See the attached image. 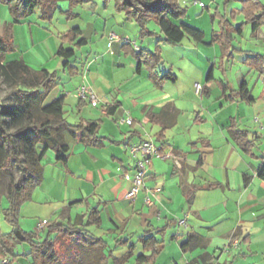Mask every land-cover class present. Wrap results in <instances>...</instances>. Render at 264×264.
I'll list each match as a JSON object with an SVG mask.
<instances>
[{
  "label": "crops",
  "instance_id": "0c3cea01",
  "mask_svg": "<svg viewBox=\"0 0 264 264\" xmlns=\"http://www.w3.org/2000/svg\"><path fill=\"white\" fill-rule=\"evenodd\" d=\"M173 23L179 26L177 22ZM118 35L124 37L123 34ZM159 38L168 39L162 35ZM204 42L213 48L211 39ZM106 44L108 46V40ZM165 45H160L162 53ZM116 48L120 50L118 56L123 57L119 67H124L123 61H129L133 66L131 79L125 83H129L127 87L119 83L109 89L98 81L95 87L90 86L85 68L74 66L71 60V65L81 76L79 84L72 92L61 87L55 89L56 99L66 96L64 118L73 125L69 122L67 108L74 112L77 106L88 105V102L79 99L78 89L81 85L90 86L100 98L101 105L94 108L89 104L80 108L78 114L86 121H101L103 143L88 146L80 141V134L72 137L65 131L64 140L70 146L69 160L64 165L54 158L48 163L52 166L51 170L48 169L50 165H43V181L31 200L41 206L53 207L50 215L54 217L22 221L23 228L44 238L46 233L40 230V223L63 220L60 215L64 209H69L70 217L65 218V222H74L78 215H87L90 209H98L101 225L86 229L89 235L102 238L107 243L104 252L97 251L106 255V264H115L114 259L128 253L132 245L135 247L134 256L126 264H137L136 258L140 254L149 255L139 242L147 231H153L157 239L165 242V248L155 264H264V228H256L257 223L264 222V181L258 177V170L264 165V155L255 154L256 146L254 157L245 153L233 135L235 132H247L248 139H253L255 145L263 140V134H258L254 128L261 123V117L264 120V92L259 98L251 94L249 102L242 101L241 104L247 105L243 116L237 122L231 117L233 120L228 124V121L218 117L217 112L229 104L238 103L240 99L228 101L226 96L239 86L235 88L229 80L215 76L214 58L204 56L205 63L200 64L199 58L195 65L203 70L210 67L209 72L213 69V79H208L209 72L206 78H202L191 71L183 83L181 76L175 72L174 63L168 65L166 60H162L151 72V66L139 64L136 57L125 56L124 53L129 54L134 49L130 44L115 42L98 58L103 60L107 54L116 53ZM15 49L16 46L13 53ZM139 49L152 53L151 47L140 46ZM194 50L200 56L203 48L198 44L192 48ZM95 61H90V64ZM241 65L235 78L239 85L243 80L248 82L247 73L253 68L244 60ZM258 72L261 82L264 72ZM167 73L175 76L176 80L161 81L160 78ZM219 82L227 86L226 95ZM197 85L202 86L200 93L195 90ZM112 104L118 107L113 116H108L106 109ZM188 116L193 120L190 118L186 122ZM251 116H254L253 121ZM124 119H131L132 125H122L120 121ZM164 126L170 127L164 131L161 141L159 134ZM144 140L164 145L166 152L179 156L181 167L170 160L154 159L147 174L146 189L131 202L127 199L130 183L123 177L124 173L132 172L127 146ZM237 149L251 157L250 168L247 164L240 170L229 167L231 157H239ZM156 188H161L162 192L151 196L153 204L149 205L147 191ZM254 210L257 212L254 213ZM181 213L183 217L178 218ZM87 219L84 218V222ZM181 221L185 224L180 226ZM1 231L7 234L11 227ZM191 234L197 236L202 246L184 251L181 245ZM22 247L16 254H29L30 248L27 245ZM89 251L74 241L67 248L68 256L65 255L62 263L95 264ZM14 264H33V260L31 257H20Z\"/></svg>",
  "mask_w": 264,
  "mask_h": 264
},
{
  "label": "trees",
  "instance_id": "16d2710c",
  "mask_svg": "<svg viewBox=\"0 0 264 264\" xmlns=\"http://www.w3.org/2000/svg\"><path fill=\"white\" fill-rule=\"evenodd\" d=\"M60 1H70L72 5L87 4L95 0H0L6 5L13 15L14 22L0 24V87L10 88V95L17 99V106L7 107L0 103V183L3 181L4 172H12L14 163L20 170L18 180L11 181L7 188V199L9 206L2 211L5 222L11 227V231L3 234L0 229V264H14L20 257H31L33 264H63L67 248L76 241L82 247L88 248L89 255L95 264H106V255L98 253L107 248V243L102 238L89 235L88 226L101 225V213L98 209H90L87 215H78L74 222L67 221L69 209L66 208L60 215L61 221H46L41 231L46 233L42 238L40 234L26 231L20 222L22 206L32 200L34 191L43 181L42 162L49 151L55 154V160L64 165L69 160L70 146L64 140V133L68 131L72 137L80 134V141L88 146H99L103 143L100 136L101 121H86L80 119L76 124H69L64 118L66 96L45 104V100L55 89L59 87L60 78L57 72L47 69H34L23 59L8 61L7 56L13 53L14 26L24 18L32 14L36 8L40 9L42 20L51 22ZM239 2L240 9L232 12V18L243 15L245 24L253 25L254 33L264 24V3L262 0H226ZM120 10L126 11L129 20H135L141 27V32L147 35H155L147 30L149 21L162 23L163 21L170 29L179 28L189 38L198 43H204L205 33L190 28L185 24L175 25L173 21L186 17L187 11L180 5V0H123L117 5ZM227 16L222 17L221 31L214 32L211 44H219L226 52L231 49L234 32L237 31L234 24ZM167 28V26H166ZM82 29L76 27L62 35V44L56 56L63 60L64 70H68L71 76L79 75L77 68L71 65V60L76 56V49L88 44L87 39L82 37ZM161 42L175 45L178 43L173 39L160 40ZM64 43H70L72 47H64ZM139 60L151 66L154 72L162 62V51L160 45L154 53H146L142 50H130ZM252 59L254 61L249 62ZM246 64L257 71L264 72V56L255 55L245 60ZM154 76V74H153ZM160 78V77H159ZM161 81H175L172 74H164ZM208 79H213V69L209 72ZM224 95L227 86L219 82ZM251 89L248 82L243 80L236 91L226 96L228 101L240 99L249 102ZM118 105L112 104L107 107L106 114L113 116ZM170 126H164L159 134V139L164 137V131ZM237 144L247 153L253 154L255 141L248 139L247 132L234 133ZM162 145V144H161ZM164 146V145H163ZM264 158V157H263ZM258 177L264 181V165L258 170ZM5 197L0 192V201ZM76 203V202H75ZM73 204H70L71 207ZM84 218H88L84 222ZM147 231L139 240L145 252L149 255L140 254L136 258L137 264H155L157 258L165 248V242L159 240ZM55 235V238L51 236ZM73 241L70 245L69 242ZM126 243V242H125ZM27 245L29 254H16L20 246ZM87 245V246H86ZM197 236L191 234L185 243L181 245L184 251L201 247ZM135 247L121 258L114 259L115 264H126L134 256ZM68 256V254H67ZM8 261V263H4Z\"/></svg>",
  "mask_w": 264,
  "mask_h": 264
},
{
  "label": "rangeland",
  "instance_id": "374dc122",
  "mask_svg": "<svg viewBox=\"0 0 264 264\" xmlns=\"http://www.w3.org/2000/svg\"><path fill=\"white\" fill-rule=\"evenodd\" d=\"M122 2L123 0H95L87 4L72 5L70 1H60L51 22L42 20L40 18V9L36 8L32 14L24 18L19 24H15L14 43L16 49L13 54L7 56V60L13 61L23 58L24 61L34 69L38 67L39 69H49L52 72H57L61 82V86L59 85V87L65 91L72 92L79 84L81 76L76 75L73 77L68 73V70L65 71L63 69V60L57 57L56 53L62 44L60 37L76 27L82 29V37L87 39L88 44L80 48H75L76 56L72 59L73 65L85 68V72L88 74L87 83L94 87L97 81L109 89L113 87V85L115 86V84H125L131 79L133 73V66L129 61H123L125 64L124 67H119V62H121V58L123 57L118 56L120 50L117 48L115 50L116 53L107 54L105 59L102 60V58H98L102 52L106 53L107 51L108 46L106 41L108 40L111 30L118 34H123L125 38H129L130 41L136 42L139 47L141 46L146 49L151 47L152 53L155 52L158 45L164 44L160 41V35H162L163 38H170L177 41L178 43L175 45L168 43L165 45V51L162 53V60H166L168 65L174 63L175 72L177 75L181 76L183 83L189 74L188 72L191 71L195 72L194 75L196 76L206 78L210 67L203 70L202 68L197 69L195 65L199 58L200 64L205 63V61H203L204 56L207 57L209 55L214 58L215 76L218 79L229 80L236 88L239 86V82L235 79L238 73L236 71L242 66V61L244 60L245 62L249 56H264V24L256 33H254L253 25L250 24H245L240 28V25L244 22L243 15L237 16L236 20L232 18V12H236V9L241 8L239 2L232 1L226 5V0H180V5L187 11V14L185 18L175 20L179 25L185 24L190 28L204 32L206 34L205 39L210 40L214 32L221 31L222 17L226 15L228 19H232L231 21L237 29L233 35L231 49L227 52L219 44H214L215 47L213 46V48H211L212 46L205 42L198 43L185 35L179 28L170 29L164 21L162 23H158L154 20L149 21L146 24V28L155 35L143 34L139 24L135 20H129L126 11L118 8L117 5L122 4ZM262 2L264 3V0H262ZM202 4L204 7L201 6ZM11 22H14L13 15L9 8L0 2V24L4 25ZM118 44L121 45V43ZM198 44L203 48V50L200 51V56H197L195 50L192 51V48ZM64 45L66 48L72 47L70 43H64ZM121 50L123 49L121 48ZM124 54L125 56L135 57L131 52L129 54ZM92 60L96 61L90 64ZM252 61L254 60H249V62ZM144 70L148 71L147 69ZM250 71L247 73L246 80L250 83L249 86L252 90V96L259 98L264 92V84L262 81L259 82L260 74L257 70L254 71L252 68V71ZM127 84L129 85V83ZM127 84L123 86L127 87ZM117 85L115 87H117ZM56 95L57 91L54 90V92H51L45 100V104H50L55 100ZM237 102V104H229L221 108L217 112L218 117L224 121H228V124L233 119L235 122L240 120V116H243L247 105L244 103L241 104L242 101L240 100ZM0 103L7 107L17 106V99L13 95H10V88L6 86L0 87ZM87 106H89V104L82 107L86 108ZM82 107L77 106L74 112H71L69 107L67 108V115L69 116L70 123L74 124L79 121L80 114H78V111ZM192 115L195 116L194 113H192ZM231 117L233 119H230ZM190 118L191 117L188 116L185 121H190ZM250 119L253 121L254 116H251ZM192 120L193 118H191V121ZM260 121L261 123L254 128L258 134H263V140L257 142L255 145L256 148L254 152L257 156L264 155V120L262 117ZM249 125H251V123ZM249 125L244 124V126L247 127H249ZM253 136L254 135H251V137ZM237 150L239 157L232 156L228 164L229 167H237V169L240 170L241 167L247 164V167L250 168L249 163L252 161L251 157L242 153L239 149ZM54 158L55 154L53 151H49L42 165L48 167L50 165L48 163L53 161ZM51 168L52 166L50 165L48 169L51 170ZM19 175L20 170L15 163L12 172L3 173V181L0 183V192L5 196L2 201H0V228L2 230L9 228V225L5 222L2 215V211L9 206V201L6 197L7 188L11 181L18 180ZM41 199H43V195ZM51 208L47 205L41 206L40 203L35 201H29L21 208L20 222H28L31 218H42L41 220H43V218H53L54 216L50 215ZM217 210L222 209H216V211ZM257 210H254V213H256ZM182 215L183 213H181L178 218H182ZM263 225L264 222H259L256 224V228H264ZM22 249V246L18 248V250Z\"/></svg>",
  "mask_w": 264,
  "mask_h": 264
},
{
  "label": "built area",
  "instance_id": "2783aa9c",
  "mask_svg": "<svg viewBox=\"0 0 264 264\" xmlns=\"http://www.w3.org/2000/svg\"><path fill=\"white\" fill-rule=\"evenodd\" d=\"M201 6L204 7L203 4ZM115 42L130 44L135 50L140 51L136 42H132L128 38L121 37L115 32H110L108 36V46L112 48ZM262 83L264 84V79ZM195 90L197 93H200L202 86L197 85ZM78 97L80 100L88 102L94 108L99 107L101 104L100 98L89 86L86 85H81L79 87ZM120 123L122 125L126 124L131 126L133 122L131 119H124L121 120ZM127 151L132 161V172L124 173L123 177L130 183V188L127 192V199L131 202L146 189L147 174L154 159L170 160L176 166L181 167V159L179 156L174 153L166 152L163 145H158L152 140H144L136 144H129L127 146ZM161 192V188L147 191V204L152 205L153 200H151L150 197L158 196ZM45 223L46 222L40 224L39 228L42 229ZM184 224V221L179 222L180 226ZM4 263H8V261H5Z\"/></svg>",
  "mask_w": 264,
  "mask_h": 264
}]
</instances>
